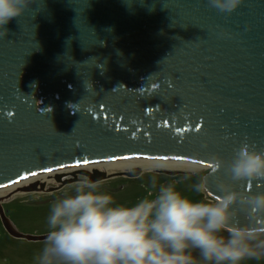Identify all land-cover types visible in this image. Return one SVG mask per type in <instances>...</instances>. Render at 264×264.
<instances>
[{
  "label": "water",
  "instance_id": "1",
  "mask_svg": "<svg viewBox=\"0 0 264 264\" xmlns=\"http://www.w3.org/2000/svg\"><path fill=\"white\" fill-rule=\"evenodd\" d=\"M6 28L0 186L134 154L210 166L244 140L264 149V0L231 14L208 0H33ZM212 181L264 191V180L232 182L226 169ZM0 214L11 234L46 239L19 231L1 201Z\"/></svg>",
  "mask_w": 264,
  "mask_h": 264
},
{
  "label": "clouds",
  "instance_id": "2",
  "mask_svg": "<svg viewBox=\"0 0 264 264\" xmlns=\"http://www.w3.org/2000/svg\"><path fill=\"white\" fill-rule=\"evenodd\" d=\"M32 3L0 0V35ZM241 4L208 0L210 8L227 14ZM210 159L206 172L194 163L181 178L192 181L200 199L185 195L177 182L157 185L151 176L146 197L118 205L101 190L103 181L79 178L51 203L36 264H244L264 258V191L244 193L212 181L222 169L232 182L264 180V149L244 140L230 161ZM144 171L155 168L148 165Z\"/></svg>",
  "mask_w": 264,
  "mask_h": 264
},
{
  "label": "rangeland",
  "instance_id": "3",
  "mask_svg": "<svg viewBox=\"0 0 264 264\" xmlns=\"http://www.w3.org/2000/svg\"><path fill=\"white\" fill-rule=\"evenodd\" d=\"M130 167V166H128ZM155 169H162L165 167L160 166H153ZM117 168L121 167H113L110 169L116 170ZM124 168V167H123ZM143 170L145 166L141 167ZM209 166L202 167V170H207ZM168 169V168H165ZM186 169V168H184ZM66 171H71V169H66ZM146 177L144 179H133L127 182L126 187H121L120 182H113L112 185L109 182H104L101 190L107 194L113 196V198H118L121 196L125 198L135 199V201H125V203H120L118 205H125L131 206L138 202L140 199L147 196L149 191V185L146 181H149L151 177V173L145 172ZM66 176H70L66 175ZM51 177V178H50ZM44 181V185L40 187L39 190H22L18 192H11L8 193L3 199L2 203L5 209L8 211L9 215H12L14 221L20 226L24 233H31V234H46L48 233L47 229V218L49 216L51 203L58 197L62 196L65 192L69 190V186L72 185L75 181H71L68 183H61L60 181L56 180L55 176H50ZM195 178L193 177V180ZM37 181V180H36ZM35 182V181H33ZM63 182V181H62ZM192 181H187L185 184H177V188L182 191L185 195L189 196L193 199H200L196 193H194L191 188L190 184ZM131 184V185H130ZM28 185V183H27ZM115 185L118 186L117 190H121V192L116 191ZM61 186V187H58ZM55 188V189H53ZM58 188V189H56ZM134 188V189H132ZM52 194H59L58 197L53 198ZM61 194V195H60ZM128 200V199H127ZM117 202V201H114ZM0 217L1 214H0ZM0 222V253L1 255L12 254L13 251L16 254V261L15 264H36V257L39 254L44 240H37V241H30L27 239H13L10 235L3 233V229L1 228ZM6 233V232H5ZM8 240H11L12 243H9ZM8 244V250H5L4 246ZM1 246H3L1 248ZM5 252V253H2ZM198 256V253H196ZM5 258L4 260H6ZM244 264H264V258L259 260H250L244 262Z\"/></svg>",
  "mask_w": 264,
  "mask_h": 264
},
{
  "label": "flooded vegetation",
  "instance_id": "4",
  "mask_svg": "<svg viewBox=\"0 0 264 264\" xmlns=\"http://www.w3.org/2000/svg\"><path fill=\"white\" fill-rule=\"evenodd\" d=\"M85 171L90 172L93 175V177H99V178L101 177L98 180H101L103 182H109L110 185H112L113 182H115L116 184H117V182H120V185L123 188L127 186V182L130 181V180H133V179H144V176L146 177V174H144L145 171L140 166H137V167L136 166H132V167L131 166L130 167L127 166V167H124V168L123 167L122 168H117L116 170H114V169L113 170L112 169H109V170L108 169H100L98 167H95L94 169L93 168H87V167H82V168L80 167V168L71 169V171L64 170L62 172H57L55 174V177H56V180L60 181L62 184L63 183H68V182H71V181H77L79 178H81L83 176H87L89 179H91V177L89 175H86V174L82 173V172H85ZM206 171L207 170H205V172ZM69 174H71V177L70 176H66V175H69ZM98 174H99V176H96ZM104 174H105V176H104ZM186 174L187 173L169 174V173L164 172V171H159L158 169H155L154 172H151V176H155L156 179H157V185L166 184V183H169V182H177V184H185L187 181H182L181 178L184 175H186ZM146 182L149 185L150 178H149V181H146ZM58 187H61V186H58ZM53 189H55V188H53ZM56 189H58V188H56ZM115 189H116L117 193L121 192V190L120 191L117 190L118 186H116V185H115ZM132 189H134V188H132ZM52 195H53L52 196L53 198L59 196V194H52ZM131 197H133V196L131 195ZM130 198H125V197L121 196V194H120V197L115 198L114 201H117V202H115L116 204L125 203V201H130V202L131 201H135V199L129 200ZM5 211H6V216L10 218V220L13 222L15 227L19 231L23 232L22 229L20 228V226L14 221L12 215H9V213H8V211L6 209H5ZM0 222H1V226H2L1 228L3 229V233L6 234V236L10 235V237L13 238V239L14 238L15 239H26V238L17 237L15 235L11 234L9 232V230L6 228L2 217H0ZM8 241H9V243H12L11 240H8ZM30 241H32V240H30ZM33 241H37V240H33ZM2 247L3 246H1V248ZM4 248H6L5 250L10 249L8 244H6L4 246ZM11 252L13 253V255L12 254H6V255L2 254L1 255V253H0V264H15V262H17V263L19 262V261H16V258H15L16 254L13 251H11ZM2 253H5V252H2ZM5 258H7V259L4 260Z\"/></svg>",
  "mask_w": 264,
  "mask_h": 264
},
{
  "label": "bare ground",
  "instance_id": "5",
  "mask_svg": "<svg viewBox=\"0 0 264 264\" xmlns=\"http://www.w3.org/2000/svg\"><path fill=\"white\" fill-rule=\"evenodd\" d=\"M198 163L200 168L205 167L201 161L187 159V158H171V157H158V156H149V155H127V156H121V157H114L109 158L105 160H99V161H92L88 163H80L76 165H70V166H61L59 168L52 169V171H42L37 172L35 175L30 174L26 177H23L19 180H15L13 182L4 184L0 186V201L11 192H18L22 191L23 187H25L28 184H38V186L43 185V182L47 180L50 176H55L57 172H62L66 169H75V168H95L98 167L100 169H110L113 167H127V166H160V167H166V168H176V167H182V168H188L190 165ZM127 169V168H126ZM51 178V177H50ZM37 180V181H36ZM35 181V182H33Z\"/></svg>",
  "mask_w": 264,
  "mask_h": 264
},
{
  "label": "snow or ice",
  "instance_id": "6",
  "mask_svg": "<svg viewBox=\"0 0 264 264\" xmlns=\"http://www.w3.org/2000/svg\"><path fill=\"white\" fill-rule=\"evenodd\" d=\"M46 171H52V169L51 168H48V169H45ZM33 175H35V173H33Z\"/></svg>",
  "mask_w": 264,
  "mask_h": 264
}]
</instances>
